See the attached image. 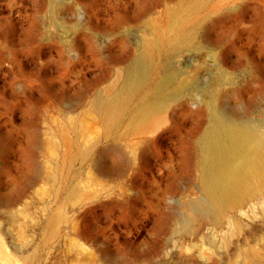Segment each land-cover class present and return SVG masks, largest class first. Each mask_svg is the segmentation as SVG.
<instances>
[{
    "label": "rangeland",
    "instance_id": "rangeland-1",
    "mask_svg": "<svg viewBox=\"0 0 264 264\" xmlns=\"http://www.w3.org/2000/svg\"><path fill=\"white\" fill-rule=\"evenodd\" d=\"M243 126L264 0H0V264H264V190L206 191Z\"/></svg>",
    "mask_w": 264,
    "mask_h": 264
},
{
    "label": "bare ground",
    "instance_id": "bare-ground-1",
    "mask_svg": "<svg viewBox=\"0 0 264 264\" xmlns=\"http://www.w3.org/2000/svg\"><path fill=\"white\" fill-rule=\"evenodd\" d=\"M140 81L134 79L111 101V116L126 103ZM232 144L217 142L208 156L211 175L206 179L209 205L218 216L225 208H235L257 190H264V130L231 127ZM248 263V262H247Z\"/></svg>",
    "mask_w": 264,
    "mask_h": 264
}]
</instances>
